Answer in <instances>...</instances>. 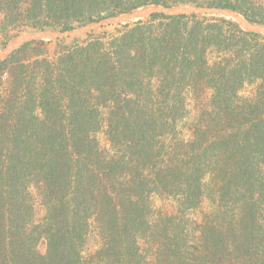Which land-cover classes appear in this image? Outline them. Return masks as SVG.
Segmentation results:
<instances>
[{
	"label": "trees",
	"instance_id": "16d2710c",
	"mask_svg": "<svg viewBox=\"0 0 264 264\" xmlns=\"http://www.w3.org/2000/svg\"><path fill=\"white\" fill-rule=\"evenodd\" d=\"M148 5L219 6L264 24L255 0H0V43ZM42 48L0 63V264H264V36L226 18H153L53 59ZM246 83L253 98L240 96ZM207 91L191 140H177ZM32 187L48 206L41 225ZM210 193L215 209L195 236L186 213ZM152 194L179 211L151 223ZM91 229L101 247L85 257Z\"/></svg>",
	"mask_w": 264,
	"mask_h": 264
},
{
	"label": "rangeland",
	"instance_id": "374dc122",
	"mask_svg": "<svg viewBox=\"0 0 264 264\" xmlns=\"http://www.w3.org/2000/svg\"><path fill=\"white\" fill-rule=\"evenodd\" d=\"M255 2L258 4V7H255L254 13L256 15L264 16V0H255ZM74 27H77V26H74ZM117 27H120V26L100 29L94 32V34H101L107 31L111 32ZM27 32H32V31H27ZM88 36H84L82 38L74 39V40L70 39V40H65V41L42 42V43L34 44V46H38V47L41 46V48L43 46L44 49L43 48L42 49L45 50L46 57L53 59L56 57L62 45H72L77 40L83 41ZM8 43L7 44L0 43V50L4 49L8 45ZM6 78H7L6 76L3 78L5 82L7 80ZM256 89H257V84L246 83L244 87L240 90V96L246 99L253 98L256 93ZM211 95H212V92L207 91L201 97V100H200L201 102L193 98V100L190 102V108H189L191 115L187 116L185 120L179 122L177 126V133L175 137L177 140L179 139L181 141L191 140L192 126L193 124H195L198 114L201 113L200 111L202 109V106H204V104L209 101V99L211 98ZM95 136L102 148L109 149L110 145L107 140L105 126H102L99 129V131L95 134ZM205 181L206 183L210 184L211 183L210 176H207ZM30 193H31L33 223L35 225H41L45 222V218L47 217V214H48V206L46 204V199L43 196L41 189L39 190L35 187H32L30 188ZM150 209H151V216H150L149 221L151 223L155 222V220L161 215L170 216V215L176 214L179 211L178 202L176 198L160 196L158 194L151 195ZM214 209H215L214 197L210 193V194H205V196L202 199L201 205L197 209L190 210L186 213L187 218L190 220V227L194 230L195 236L196 235L199 236L198 224H200L203 221L204 217L207 214L211 213ZM86 240L87 241L84 245L83 255L85 257H88L89 255L95 253L98 249H100L101 238L95 229H91V232L88 235ZM37 243H38L37 249L39 253H41L42 255H45L47 252V248H48L47 240L44 237H40ZM140 245L142 246V249L144 253L146 254V257H148V259H153L155 247L152 245L151 241L148 239H142L140 240ZM90 264H94V263H90Z\"/></svg>",
	"mask_w": 264,
	"mask_h": 264
},
{
	"label": "water",
	"instance_id": "95a60500",
	"mask_svg": "<svg viewBox=\"0 0 264 264\" xmlns=\"http://www.w3.org/2000/svg\"><path fill=\"white\" fill-rule=\"evenodd\" d=\"M226 18L235 21L242 30L255 35L264 36V24L248 21L239 12L219 6L210 5H178L162 6L148 5L126 11L82 26L73 27L67 31H33L17 34L8 45L0 50V63L7 61L19 50L37 43L65 41L88 36L100 29L130 25L153 18Z\"/></svg>",
	"mask_w": 264,
	"mask_h": 264
}]
</instances>
